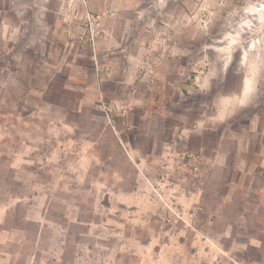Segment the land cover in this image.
<instances>
[{
	"label": "rangeland",
	"instance_id": "rangeland-1",
	"mask_svg": "<svg viewBox=\"0 0 264 264\" xmlns=\"http://www.w3.org/2000/svg\"><path fill=\"white\" fill-rule=\"evenodd\" d=\"M0 264H264V0H0Z\"/></svg>",
	"mask_w": 264,
	"mask_h": 264
}]
</instances>
